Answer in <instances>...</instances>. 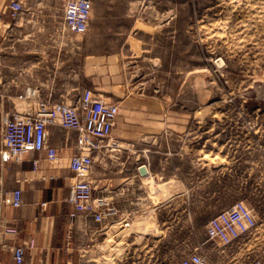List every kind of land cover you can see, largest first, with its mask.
Instances as JSON below:
<instances>
[{
    "label": "rangeland",
    "instance_id": "rangeland-1",
    "mask_svg": "<svg viewBox=\"0 0 264 264\" xmlns=\"http://www.w3.org/2000/svg\"><path fill=\"white\" fill-rule=\"evenodd\" d=\"M94 5L87 31L65 36L74 52L87 64L95 55L117 53L133 101H151V122L161 123L163 105L192 123L180 137L162 140L155 131L128 149L111 137L94 155L93 165L116 153L132 154L136 161L126 164L147 162L153 170L161 165L163 148L193 157L191 163L177 160L167 173L173 193L162 186L155 195L158 177L149 179L152 199L161 197V206L145 222L147 239L132 244L121 238L107 249L108 262L177 264L197 250L209 264L252 259L264 264V0H94ZM60 16L52 24L62 29ZM133 121H139L135 114ZM196 156L202 159L195 162ZM87 177L94 186L93 166ZM237 201L252 210L256 227L229 249L208 241L207 221Z\"/></svg>",
    "mask_w": 264,
    "mask_h": 264
},
{
    "label": "crops",
    "instance_id": "crops-1",
    "mask_svg": "<svg viewBox=\"0 0 264 264\" xmlns=\"http://www.w3.org/2000/svg\"><path fill=\"white\" fill-rule=\"evenodd\" d=\"M12 1L23 5L15 19L8 10ZM63 4L64 0H0V115L14 110L33 113L47 101L72 103L90 89L119 106L112 130L116 145L128 149L155 131H161L162 140L189 133L192 123L173 107L161 105V123L150 121L151 101L147 97L133 101L117 53L95 55L93 63L87 64L86 57L74 52L75 47L65 40L70 33L52 24L56 13L62 17ZM26 87L35 91L33 98L18 99ZM134 114L139 119L136 123ZM75 134L57 123L47 126V143L59 156L55 161H49L45 151L26 152L19 161L0 155V264H17L12 248L18 245L24 251L22 264H112L106 258L107 249H113L121 238L132 244L135 238L147 239L145 222L161 206V197L152 199L149 179L158 177L155 195L161 194L162 186L171 194L172 179L167 173L177 168V160H193L191 154L163 148L157 170L147 162L135 167L126 164L136 161L132 154L116 153L94 164V197L101 209H115L104 211V218L97 221L93 215L76 211L68 201L77 178L69 167ZM7 149L8 143L0 139V151ZM142 164L147 175L139 173ZM16 188L21 190V205L13 207L10 198Z\"/></svg>",
    "mask_w": 264,
    "mask_h": 264
},
{
    "label": "built area",
    "instance_id": "built-area-1",
    "mask_svg": "<svg viewBox=\"0 0 264 264\" xmlns=\"http://www.w3.org/2000/svg\"><path fill=\"white\" fill-rule=\"evenodd\" d=\"M94 0H64L62 8V25L70 34L81 35L87 31ZM9 15L15 19L23 10L19 1L8 5ZM35 91L26 87L18 95L20 100H31ZM119 113V106L95 95L85 89L74 102H44L37 109L30 111H9L0 115V139L8 143V149L0 155H9L19 161L26 152L45 151L49 161L58 159L55 147L46 140V129L57 123L61 127L75 131L73 153L69 158V167L75 173L76 180L71 186L68 201L76 211L93 215L95 220L104 218L105 212H115L113 207L101 209L99 200L94 197V186L87 177L93 166L94 155L106 148L104 141L112 137V130ZM0 162V181H1ZM36 167V161H34ZM5 201V200H4ZM10 204L21 205V190L13 189ZM257 225L252 210L243 202L237 201L227 209L213 215L206 223L205 236L208 241L220 247H229ZM13 258L17 264L23 263V247L12 248ZM177 264H209L206 257L197 250L184 256ZM243 264H261L259 259H252Z\"/></svg>",
    "mask_w": 264,
    "mask_h": 264
},
{
    "label": "water",
    "instance_id": "water-1",
    "mask_svg": "<svg viewBox=\"0 0 264 264\" xmlns=\"http://www.w3.org/2000/svg\"><path fill=\"white\" fill-rule=\"evenodd\" d=\"M138 170H139V173L141 175H147L148 174V169H147V167L144 164L140 165L138 167Z\"/></svg>",
    "mask_w": 264,
    "mask_h": 264
},
{
    "label": "bare ground",
    "instance_id": "bare-ground-1",
    "mask_svg": "<svg viewBox=\"0 0 264 264\" xmlns=\"http://www.w3.org/2000/svg\"><path fill=\"white\" fill-rule=\"evenodd\" d=\"M246 125H247V126H251V127L253 126L252 122H249V123H247ZM201 159H202V158H200V156H196L195 159H194V161H195V162H198V161H200ZM149 174H150V173H149ZM156 186H157V185H156ZM109 241H110V240H108V242H109Z\"/></svg>",
    "mask_w": 264,
    "mask_h": 264
}]
</instances>
